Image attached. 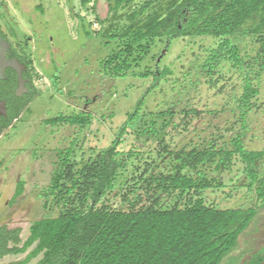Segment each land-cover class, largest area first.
<instances>
[{
	"label": "trees",
	"instance_id": "trees-1",
	"mask_svg": "<svg viewBox=\"0 0 264 264\" xmlns=\"http://www.w3.org/2000/svg\"><path fill=\"white\" fill-rule=\"evenodd\" d=\"M106 2L108 16H97L98 31L94 33L83 17L79 28L87 38L93 33L108 38L111 49L102 60L107 74L151 77L148 92L171 73L168 68H141L158 44L169 48L173 39L211 38L215 46L198 64L199 72L214 87L225 79L217 72L221 61L237 70L242 90L233 97L231 117L220 134L178 144L175 141L204 118L205 110L189 105L150 110L143 107L140 97L104 147L89 146L83 135L80 142L71 140L68 147L57 150L49 185L41 192L43 208L54 205L56 214L32 220L24 239L20 227L0 223V259L25 254L6 264H264V243L241 261L232 256L239 236L264 205L260 168L264 151L247 149L243 140L248 114L258 107L264 74V0ZM38 8L42 10L41 5ZM4 22L1 35L11 43L7 56L25 65L22 76L28 78L29 90L15 95L17 73L6 69L7 78L0 80V100L6 104V114L0 115V134L39 93L33 84L32 60L20 42L11 40L14 31L7 22L6 31ZM242 33L256 44L254 54H241L235 39ZM48 78L56 84V73H48ZM92 119L90 112L81 110L57 114L45 123H69L83 130ZM227 133L231 134L225 138ZM132 139L154 145L155 155L140 159L141 148L136 144V149L125 148L133 144ZM136 158L139 163L135 165ZM234 165L245 179L243 185L255 191L254 203L231 207L207 201L203 192L224 187L222 175ZM23 184L22 180L16 183L10 203L22 193ZM137 189L143 190L145 200ZM114 191L121 194L119 206L106 200Z\"/></svg>",
	"mask_w": 264,
	"mask_h": 264
},
{
	"label": "rangeland",
	"instance_id": "rangeland-1",
	"mask_svg": "<svg viewBox=\"0 0 264 264\" xmlns=\"http://www.w3.org/2000/svg\"><path fill=\"white\" fill-rule=\"evenodd\" d=\"M38 5L42 6V10ZM0 12L14 31L15 38L9 36L11 40L20 42L32 60L33 84L39 92L13 120V124L0 134V223L20 227L22 239L28 235L32 220L56 214L54 205L43 208L41 192L49 185L57 161V150L68 147L71 140L75 139L78 143L85 135L89 146L96 149L104 147L124 114L134 108L140 97L144 101L143 107L150 110L186 105L205 110L204 118L195 121L190 131L175 142L182 144L191 138H210L221 133L231 117L233 97L242 90L237 70L225 60L217 66V72L225 75V79L218 81L214 87L206 82L198 64L207 57L208 49L215 46V41L203 37L173 39L169 48L165 43L158 44L141 63V68L148 66L161 71L168 68L171 73L148 92L146 90L153 81L151 77L142 78L131 72L125 77L110 76L102 66V60L111 49L107 45L108 38L94 34L101 27L97 16L102 19L108 16L106 0H89L85 4L81 0H3ZM80 17L90 23L94 32L90 38L79 28ZM235 42L241 54H254L256 44L249 34H238ZM48 73H56L55 85L48 78ZM259 92L258 107L248 114V127L243 140L247 149L264 151V74ZM81 110L93 115L91 123L83 130L69 123H45L46 119L57 114ZM111 114H114L113 118ZM230 134H225V138ZM168 141L171 145L176 144ZM131 142L133 144L125 148H141L140 159L155 155L154 145L146 144L144 140L132 139ZM138 163L136 158L135 165ZM237 168L234 165L230 172L222 175L226 184L224 187L204 191V198L219 206L253 204L255 191L243 185L245 179ZM260 168L264 172V158ZM229 178L236 184H231ZM239 178L241 180L237 182ZM19 180L24 182L23 191L10 203ZM137 190L145 200L147 196L143 190ZM106 200L119 206L121 194L111 192ZM263 243L264 205L245 233L239 236L232 256L241 261ZM24 255H14L1 260L0 264L17 261Z\"/></svg>",
	"mask_w": 264,
	"mask_h": 264
},
{
	"label": "water",
	"instance_id": "water-1",
	"mask_svg": "<svg viewBox=\"0 0 264 264\" xmlns=\"http://www.w3.org/2000/svg\"><path fill=\"white\" fill-rule=\"evenodd\" d=\"M11 47V43L8 39H5L1 35L0 29V80L6 79V69L11 68L17 73V87L15 89L16 95H21L22 92L26 91L25 80L22 77V71L26 68L16 57H8L7 50ZM6 114V105L4 100H0V115ZM14 255H8L3 257L1 260L13 258Z\"/></svg>",
	"mask_w": 264,
	"mask_h": 264
},
{
	"label": "flooded vegetation",
	"instance_id": "flooded-vegetation-1",
	"mask_svg": "<svg viewBox=\"0 0 264 264\" xmlns=\"http://www.w3.org/2000/svg\"><path fill=\"white\" fill-rule=\"evenodd\" d=\"M2 22H3V17L0 15V28L1 27H3V25H2ZM23 72H26V68L22 71V74H23ZM23 77V76H22ZM24 78V80H25V87L27 88V90L26 91H24V92H22L21 93V95H23L24 93H27L28 92V86H27V83H28V78L27 77H23ZM17 87V86H16ZM16 87H15V89H16ZM15 89H14V94H15ZM16 95V94H15ZM21 95H18V96H21ZM6 105V104H5Z\"/></svg>",
	"mask_w": 264,
	"mask_h": 264
},
{
	"label": "built area",
	"instance_id": "built-area-1",
	"mask_svg": "<svg viewBox=\"0 0 264 264\" xmlns=\"http://www.w3.org/2000/svg\"><path fill=\"white\" fill-rule=\"evenodd\" d=\"M3 0H0V2H2Z\"/></svg>",
	"mask_w": 264,
	"mask_h": 264
}]
</instances>
